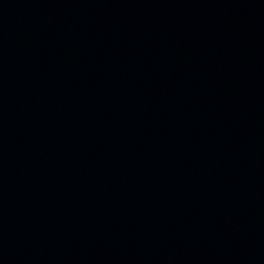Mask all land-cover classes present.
I'll return each instance as SVG.
<instances>
[{
	"label": "water",
	"instance_id": "95a60500",
	"mask_svg": "<svg viewBox=\"0 0 264 264\" xmlns=\"http://www.w3.org/2000/svg\"><path fill=\"white\" fill-rule=\"evenodd\" d=\"M0 264H264V0H0Z\"/></svg>",
	"mask_w": 264,
	"mask_h": 264
}]
</instances>
